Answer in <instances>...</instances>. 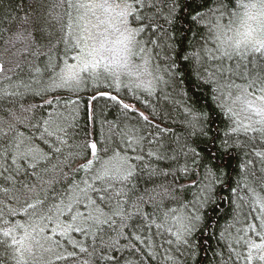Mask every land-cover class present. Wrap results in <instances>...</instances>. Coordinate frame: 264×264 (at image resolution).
<instances>
[{"label": "snow or ice", "instance_id": "6c2138e0", "mask_svg": "<svg viewBox=\"0 0 264 264\" xmlns=\"http://www.w3.org/2000/svg\"><path fill=\"white\" fill-rule=\"evenodd\" d=\"M29 7L35 10L5 43L23 45L14 55L38 63L28 79L0 80L7 114L0 118V264H119L109 251L140 244L149 262L198 264L200 239L217 231L228 250L221 264H264V167L257 174L241 165L223 227L208 215L219 207L231 157L244 149L264 165V0H39ZM89 88L90 104L106 98L156 137L101 122V140L77 142L80 107L72 97ZM124 89L137 100L163 95L175 104L178 97V127L124 103ZM27 96L42 102L17 109ZM145 158L177 166L170 173ZM141 173L190 182L141 188ZM155 237L163 243L154 245Z\"/></svg>", "mask_w": 264, "mask_h": 264}, {"label": "trees", "instance_id": "16d2710c", "mask_svg": "<svg viewBox=\"0 0 264 264\" xmlns=\"http://www.w3.org/2000/svg\"><path fill=\"white\" fill-rule=\"evenodd\" d=\"M39 0H0V64H4L7 69L5 74H0V80H4V75L12 76L13 79L17 78L19 74L20 78L28 79L29 77V67L30 64L34 65L38 63L34 57L30 54L20 56L14 55L18 48H22L23 45L17 43L15 47H12L11 43H5L10 41L14 33L21 29L23 22V17L25 14H31L35 9L30 8V5H36ZM44 3H50L51 0H43ZM59 25L53 24L51 31L53 36L51 37L53 42L59 36L58 32ZM48 37H45V42ZM61 46V50H62ZM43 59V58H42ZM19 64V68L16 65ZM5 83H7L5 81ZM189 89V94L192 91H197V98L203 105L207 103L211 106L210 98H208L203 90L193 89L191 84L185 85ZM92 89L89 88L82 92L79 97H72L73 99L79 100L80 115L78 118V128L76 130V135L74 139L79 142L85 138L94 139L96 141L101 140V122H105L104 127L107 128L108 124L118 125L123 127L125 124L129 126H136L141 129L142 134L146 138L154 139L157 135L156 131L153 130L151 126L145 125L144 122H138L137 117L134 113H128L127 116L121 111L119 105L114 104L112 101L107 100L103 97H98L96 101H92L91 104L95 105V122L88 117V108L90 104V96ZM171 92V89L167 90ZM61 95L67 99V93H61ZM140 99L137 100L132 93H129L126 89L119 93L121 99L124 103L135 106L140 111L145 112L146 115L150 113V119L155 117L157 122L161 123V126L169 125L173 128L178 127L179 116L177 114V105L179 103V98L176 97V103L174 104L172 99H165L163 95L158 97H146L143 94H139ZM42 101L39 97L27 96L22 101H18L15 107L18 109L20 103L26 104H40ZM61 110H63V100L61 101ZM40 109L36 110L37 116H39ZM5 112H0V118L6 117ZM162 135V134H161ZM165 143H172L171 136L163 137ZM149 145H145V151L148 150ZM170 154V153H169ZM145 164H148L152 168H158L162 171L172 172L177 166L173 161H157L155 159L149 160L145 158ZM182 163V161H181ZM230 164L229 177L225 183L218 186V196L222 197L218 201L219 207L213 211L209 209L208 215L214 220L218 221L219 225L223 227L226 221L230 220L233 214V207L230 204L229 197L231 195L230 186H235V181L238 177L239 169L242 164L247 163L249 173L256 172L259 174L261 172L262 162L248 151V155H245V150L241 149L228 161ZM75 167V165H73ZM195 179V175L191 177ZM140 187L143 188L147 186L148 188L158 187L162 190V186H170L174 180L180 183H189L190 179H185L180 176H173L169 174L168 176L156 175L151 177L147 176L146 173H141L138 177ZM147 181V184L145 182ZM188 198L191 199V193H188ZM147 211H151V207L148 206ZM247 208L244 209V213H247ZM155 229H153V232ZM219 238V233L214 236L211 232L208 233L207 238H201L200 243L202 249L199 252L198 264H221V260L226 261L228 259V250L223 244H218L217 240ZM127 241H121V244H127ZM154 245H160L163 241L159 237H155L153 241ZM167 247V245H164ZM143 249V251H141ZM107 251V250H106ZM148 251L147 244H140L139 247L133 245L132 249L129 250L125 248L122 251H109L108 254L115 255L116 260L119 264H156L155 261L149 262L146 255ZM214 253H222L221 255H214ZM179 257V253L176 254ZM87 258L86 254L85 257ZM183 259V258H181ZM110 264H116L115 261L110 262ZM191 264V261H189Z\"/></svg>", "mask_w": 264, "mask_h": 264}]
</instances>
